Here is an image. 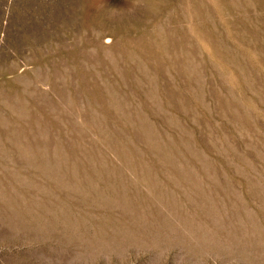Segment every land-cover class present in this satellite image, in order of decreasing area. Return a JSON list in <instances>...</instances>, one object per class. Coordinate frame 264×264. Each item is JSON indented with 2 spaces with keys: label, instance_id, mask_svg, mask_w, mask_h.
<instances>
[{
  "label": "rangeland",
  "instance_id": "1",
  "mask_svg": "<svg viewBox=\"0 0 264 264\" xmlns=\"http://www.w3.org/2000/svg\"><path fill=\"white\" fill-rule=\"evenodd\" d=\"M0 264H264V0H0Z\"/></svg>",
  "mask_w": 264,
  "mask_h": 264
}]
</instances>
